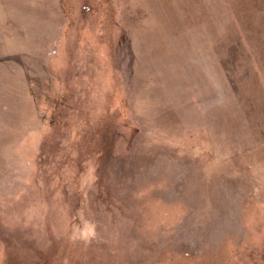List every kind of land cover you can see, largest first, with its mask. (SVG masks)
Segmentation results:
<instances>
[{"label": "rangeland", "instance_id": "374dc122", "mask_svg": "<svg viewBox=\"0 0 264 264\" xmlns=\"http://www.w3.org/2000/svg\"><path fill=\"white\" fill-rule=\"evenodd\" d=\"M0 264H264V0H0Z\"/></svg>", "mask_w": 264, "mask_h": 264}, {"label": "clouds", "instance_id": "9594fccd", "mask_svg": "<svg viewBox=\"0 0 264 264\" xmlns=\"http://www.w3.org/2000/svg\"><path fill=\"white\" fill-rule=\"evenodd\" d=\"M78 233V234H77ZM77 233H74L73 239H83L90 240L96 235L95 225L94 224H85L82 230H77Z\"/></svg>", "mask_w": 264, "mask_h": 264}]
</instances>
